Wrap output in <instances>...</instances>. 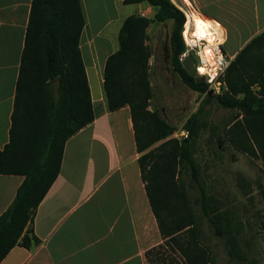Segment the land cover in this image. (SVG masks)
Listing matches in <instances>:
<instances>
[{"label":"trees","instance_id":"trees-1","mask_svg":"<svg viewBox=\"0 0 264 264\" xmlns=\"http://www.w3.org/2000/svg\"><path fill=\"white\" fill-rule=\"evenodd\" d=\"M138 2L149 3L155 9L154 17L131 14L124 19L119 48L104 65V90L110 110L125 105L131 109L141 152L139 165L153 213L165 243L183 258L162 256L157 264H216L214 253L203 244L195 205L223 240L232 261L257 264L241 249L240 229L202 184L195 153L202 131L210 124L204 105L215 102L236 111L226 127V139L264 162V31L230 61L223 76L226 87L212 95L209 83L189 71L181 59L187 50L185 12L173 0H125ZM152 22H171L172 66L186 85L205 95L184 124L188 131L185 138L170 137L177 127L149 108L153 52L147 43V29ZM85 23L81 0H32L10 139L0 148V174H19L24 180L0 215V262L17 243L29 247L36 241L32 227L35 213L60 172L66 142L95 119L80 47ZM255 83L260 84L257 90ZM219 142L222 145L223 141ZM184 170L200 189L195 204L182 178Z\"/></svg>","mask_w":264,"mask_h":264},{"label":"crops","instance_id":"crops-1","mask_svg":"<svg viewBox=\"0 0 264 264\" xmlns=\"http://www.w3.org/2000/svg\"><path fill=\"white\" fill-rule=\"evenodd\" d=\"M189 3L221 27L230 61L264 31V0ZM31 4L0 0V148L10 139ZM81 4L86 23L80 47L95 119L66 142L60 172L35 213L36 241L29 247L17 243L0 264H157L168 258L141 174L131 109L110 110L104 90V65L119 48L124 19L131 14L153 18L155 10L147 2L125 0ZM23 180V175L0 174V215Z\"/></svg>","mask_w":264,"mask_h":264},{"label":"rangeland","instance_id":"rangeland-1","mask_svg":"<svg viewBox=\"0 0 264 264\" xmlns=\"http://www.w3.org/2000/svg\"><path fill=\"white\" fill-rule=\"evenodd\" d=\"M173 1L186 14L191 9L196 11L193 5L188 6L184 0ZM185 30L186 25L183 37L187 50L181 59L189 71L200 76L197 66L200 53L207 43L203 40L198 45H192V32L185 33ZM219 32L218 40L223 44L222 31L219 29ZM170 33L171 22L150 24L147 43L153 52L150 59L153 97L149 108L158 110L163 118L177 127L175 131H179L181 136L180 130L184 128L188 117L200 107L205 95L192 90L174 70L171 63ZM220 46L225 56L223 45ZM204 109L210 124L202 131L195 153L201 182L208 193L217 198L221 210L240 229L239 242L243 253L249 260L255 259L257 264H264V162L260 157L250 156L239 150L226 139V127L236 115L235 110L224 108L215 102L205 104ZM219 140L223 141L222 145ZM182 178L195 204L200 195L199 186L191 181V174L187 170L183 171ZM195 207L199 214L203 244L214 253L216 264H238L230 259L223 240L213 233V228L202 215L200 207ZM166 256L183 260L180 253L173 251L171 247L166 248Z\"/></svg>","mask_w":264,"mask_h":264},{"label":"built area","instance_id":"built-area-1","mask_svg":"<svg viewBox=\"0 0 264 264\" xmlns=\"http://www.w3.org/2000/svg\"><path fill=\"white\" fill-rule=\"evenodd\" d=\"M179 8H181V7H179ZM186 17H187V20H186V23H187L189 21L188 14H186ZM186 23H185V25H186ZM188 31L191 32V29H189ZM186 37H187V34H186ZM190 39L192 40V36L190 37ZM187 43L189 44L188 40H187ZM189 45H190V47H192L191 44H189ZM192 45H194V44L192 43ZM220 45H222V44L218 40L217 45L214 46L215 47L214 57H213L214 59L212 60V62L207 61L205 59V55H204L205 46H204L203 51L200 53V62L197 66L198 74L201 77L205 76L204 79L209 83L210 90H213L214 93H220L226 87V84L223 80V76H224L226 68L230 64V60L228 58H226L224 56V54L222 53V48ZM180 131H181L180 132L181 136H179V134H178L179 131H174L172 133L171 137L185 138L188 135V131L186 129L183 128Z\"/></svg>","mask_w":264,"mask_h":264},{"label":"bare ground","instance_id":"bare-ground-1","mask_svg":"<svg viewBox=\"0 0 264 264\" xmlns=\"http://www.w3.org/2000/svg\"><path fill=\"white\" fill-rule=\"evenodd\" d=\"M185 3L191 7L189 0H184ZM189 10V9H188ZM189 21L186 23V31L188 32L189 29H191L192 32V40L191 42L194 45H198L201 41L205 40L207 45L204 48V55L205 59L207 61L212 62L214 59V49L215 45L218 43V35H219V29L222 31V37H223V30L221 27L210 20H207L204 18L199 12L194 11L191 9L188 13ZM219 28V29H218ZM185 31V33H187ZM203 70V69H202Z\"/></svg>","mask_w":264,"mask_h":264},{"label":"water","instance_id":"water-1","mask_svg":"<svg viewBox=\"0 0 264 264\" xmlns=\"http://www.w3.org/2000/svg\"><path fill=\"white\" fill-rule=\"evenodd\" d=\"M210 93H211L212 95L215 94L213 90H210ZM259 103H260V101L258 100V101L256 102L255 106H258Z\"/></svg>","mask_w":264,"mask_h":264}]
</instances>
